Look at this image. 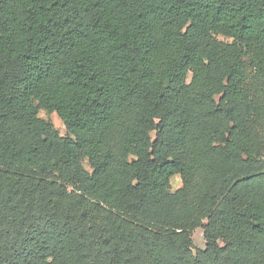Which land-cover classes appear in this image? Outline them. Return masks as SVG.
<instances>
[{"label":"trees","instance_id":"trees-1","mask_svg":"<svg viewBox=\"0 0 264 264\" xmlns=\"http://www.w3.org/2000/svg\"><path fill=\"white\" fill-rule=\"evenodd\" d=\"M0 264H264V0H0Z\"/></svg>","mask_w":264,"mask_h":264},{"label":"rangeland","instance_id":"rangeland-1","mask_svg":"<svg viewBox=\"0 0 264 264\" xmlns=\"http://www.w3.org/2000/svg\"><path fill=\"white\" fill-rule=\"evenodd\" d=\"M40 117L47 120V121H50L55 126V128L57 129V131L59 132V134L61 136L67 135L66 128H65L63 122L60 120V118L58 117L57 114H55V113L49 114L45 111H41ZM171 185H172V189L174 191L181 188L182 187V180H181L180 176H174L171 180ZM192 236H193V241H194L196 249L204 250L206 247V241L204 239L203 230L201 228L195 230L193 232Z\"/></svg>","mask_w":264,"mask_h":264}]
</instances>
